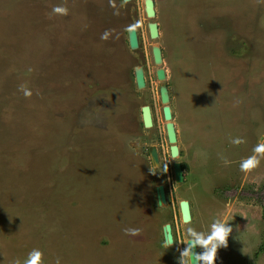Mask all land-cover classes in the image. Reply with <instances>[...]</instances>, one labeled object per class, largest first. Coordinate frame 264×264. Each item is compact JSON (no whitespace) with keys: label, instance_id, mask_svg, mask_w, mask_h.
Wrapping results in <instances>:
<instances>
[{"label":"rangeland","instance_id":"obj_1","mask_svg":"<svg viewBox=\"0 0 264 264\" xmlns=\"http://www.w3.org/2000/svg\"><path fill=\"white\" fill-rule=\"evenodd\" d=\"M154 1L150 19L144 0H0V264H23L34 248L41 264H119L122 256L135 264L146 240L174 264L187 229L206 233L215 219L232 232L214 264H264V0ZM149 21L158 22L157 38ZM130 25L139 34L135 50ZM154 42L165 80L156 74ZM92 61L108 65L104 76ZM161 83L180 158L170 154ZM144 104L152 107L149 128ZM126 112L133 131L113 125L114 113ZM137 139L157 144L159 168L147 156L135 165L114 159L135 153ZM248 157L259 163L242 169ZM176 159L188 164L183 183L174 179ZM158 183L168 189L160 206ZM143 185L156 208L142 227L131 211ZM181 199L192 203L189 222ZM165 222L176 241L168 248ZM122 233L135 235L126 241L131 254L122 251Z\"/></svg>","mask_w":264,"mask_h":264},{"label":"water","instance_id":"obj_2","mask_svg":"<svg viewBox=\"0 0 264 264\" xmlns=\"http://www.w3.org/2000/svg\"><path fill=\"white\" fill-rule=\"evenodd\" d=\"M129 1V0H124ZM144 10L148 18L152 19L156 16V9H155V1L154 0H144ZM148 30L149 35L152 38H157L159 36V27L158 22L156 21H149L148 22ZM128 42L131 49L135 50L139 48L140 41H139V34L137 27L134 25H130L128 27ZM152 53H153V59L156 65H159V67L156 68V74L158 79L165 80L166 79V70L161 64L163 63V50L159 43L154 42L152 44ZM135 71V81L137 88L142 89L146 86V79H145V69L142 64H137L134 66ZM160 96L161 101L163 103V117L166 120V131L168 135L170 145L171 154L173 157H178L179 155V145L177 144V130L175 126V122L173 121V113L172 108L170 105V93H169V87L166 83H161L160 85ZM142 109V120L143 125L146 128L153 126V115H152V108L149 104H144L141 106ZM152 152V158L155 165L158 164V153L156 150V145H152L151 148ZM174 173L176 177L177 182H182L184 179L183 176V169L181 166V163L179 161L174 162ZM157 197L159 204L162 205L166 203L167 196L165 191L164 184H159L157 186ZM181 206V213H182V219L185 222H188L191 220V212L189 207V201L187 199H183L180 202ZM164 235L165 238L168 240L173 239L172 235V229L171 224H166L164 226ZM198 251V249H196Z\"/></svg>","mask_w":264,"mask_h":264},{"label":"flooded vegetation","instance_id":"obj_3","mask_svg":"<svg viewBox=\"0 0 264 264\" xmlns=\"http://www.w3.org/2000/svg\"><path fill=\"white\" fill-rule=\"evenodd\" d=\"M94 64H95V66L98 67L97 70L100 68V70H101L100 75L104 76L105 75V69H107L108 65L105 64V63H101V61H100L99 65L96 62H93V61L89 65H94ZM94 75H95L94 76L95 78L98 76L97 74H94ZM134 77H135V71H134ZM114 97H118V94L117 95L116 94L115 95L112 94V99ZM116 100H118V99H116ZM115 102L119 103V101H115ZM140 110H141V115H142V109L140 108ZM125 111H127V110H124V111H119L118 110V113L125 112ZM118 113H114V116H113L114 117V121H113L114 127H116L117 130L123 128L125 130L131 129L133 131L135 129V123H134V120H133V116H131L132 112L131 113H129V112L127 113L126 112L125 114H118ZM116 115H117V117H116ZM142 123H143V120H142ZM154 144L141 145V140L137 139V141L134 142V145H132L133 146L132 148L135 149V153L134 152H130L129 153L128 151H126V152L125 151L124 152L121 151V153L116 155L114 159L121 158L123 161H127V163L129 162V160H133V164L135 165V164H137L136 161H141V159H143L142 156H147L148 158H150L149 162L153 165V167L154 168H159V166L161 165L162 162H161V157H160V150H159V147L157 146V144H155L156 145V150H157V153H158V160H159L157 165L154 164L153 158H152L151 148H152V145H154ZM118 148H120V146L119 147H116V146L114 147V149H118ZM170 154H171V150H170ZM171 156H172V154H171ZM178 157L179 158L181 157V151L180 150H179ZM175 161H179L181 163V166H182V169H183V176H184V179H183V181L181 183H183L186 180V173H187L186 171H187L188 164L185 161L181 160V159L173 160L172 161L173 171H174V162ZM174 179L176 181L175 173H174ZM159 184H161V183H158V184L155 185L154 192H155L157 205L160 206L159 201H158V197H157V189H156ZM162 184H164V183H162ZM164 186H165V191H166V196H167L166 203H164V204H167L168 203L167 202L168 201V189H167V186L165 184H164ZM149 187H150V185H149ZM149 187L147 189V186H144V185L141 186L142 191L138 192V195L133 196V197H135L134 201L131 200V201H133L134 205H136V207L138 209V210H135V211H131V213H134V214H132L133 215V219L131 218V222L137 223V225L140 224V225H142V227H143V222H145V221H146V223L149 222V219H148L149 216L148 215H150L151 209L155 213L154 210L156 208L154 204L152 205V203L150 202V198L148 197L149 192H150L149 191ZM147 198H148V200H147ZM181 200H183V199H181ZM181 200L179 201V211H180L181 219H182L181 206H180ZM188 201H189V207H190V212H191V216H192V203H191L190 200H188ZM134 215L135 216L138 215V216H136V218H135ZM168 223L171 224L172 235H173V239L175 240L172 223L165 222L161 226L163 242L165 240L164 226L166 224H168ZM124 236H126V237L124 238ZM120 237L121 238L119 240H122V243L120 241H119V243H120V245L123 244V246H124V247L122 246L123 247L122 251L126 250V253H130L131 254V252H129V247H131V245L127 246L126 245V241H132V239L135 238V235H133L132 233H127V234L125 233L123 235V233H122V235ZM119 243H117L118 246H120ZM144 244H145V247H143V248L145 249V252L143 254V257L138 259L137 263H135V264H166V262L164 260L165 253L163 252V254L162 253L160 254L159 249L156 250V248L154 247V245H155L154 242L151 243L150 241L146 240ZM128 245H129V243H128ZM197 249H198V252H199V247H197ZM177 258L176 257L174 258V260L175 259L177 260V262H175L174 264H179V259H177ZM120 261H121L122 264H134L133 262L135 260H133L131 257H128V256H125V257L122 256ZM121 263H119V264H121Z\"/></svg>","mask_w":264,"mask_h":264},{"label":"clouds","instance_id":"obj_4","mask_svg":"<svg viewBox=\"0 0 264 264\" xmlns=\"http://www.w3.org/2000/svg\"><path fill=\"white\" fill-rule=\"evenodd\" d=\"M60 10L59 8L54 9V11ZM258 163L259 161L255 157H248L241 162L240 167L247 169ZM126 231L135 233L139 230L126 229ZM231 232L232 226L228 222H223L219 219L213 220L206 233L195 228H188V238L181 242L185 247L180 250L179 264H214L218 248L227 245V237ZM174 242H176L174 239L168 240L165 238L164 240L167 248ZM197 247L202 249V251H196ZM41 257L42 252L34 248L28 253L23 264H41ZM14 264H20V262L15 261ZM57 264H59V260H57Z\"/></svg>","mask_w":264,"mask_h":264}]
</instances>
